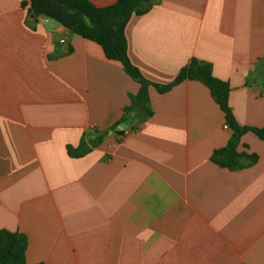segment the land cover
Wrapping results in <instances>:
<instances>
[{
    "label": "crops",
    "instance_id": "1",
    "mask_svg": "<svg viewBox=\"0 0 264 264\" xmlns=\"http://www.w3.org/2000/svg\"><path fill=\"white\" fill-rule=\"evenodd\" d=\"M27 2L0 0V230L25 235V264H264V141L240 137L243 168L214 164L232 131L196 81L124 114L139 84ZM125 37L150 83L207 62L237 124L264 127V0H153Z\"/></svg>",
    "mask_w": 264,
    "mask_h": 264
},
{
    "label": "trees",
    "instance_id": "2",
    "mask_svg": "<svg viewBox=\"0 0 264 264\" xmlns=\"http://www.w3.org/2000/svg\"><path fill=\"white\" fill-rule=\"evenodd\" d=\"M153 0H116L113 4L97 7L88 0H28V16L52 19L64 27L69 34L98 44L108 60L119 62L126 74L139 84L138 92L130 97V104L123 109L124 114L146 118L151 114L148 106L147 90L150 85L158 93L169 90L184 80L203 84L213 101L218 105L232 133L226 145L212 152L210 160L223 168L235 170L246 164L241 162L245 155L237 152L240 137L251 132L264 141V127L240 126L235 121L228 106L229 85L212 75L209 63L191 59L176 77L167 84L150 83L127 57L125 27L132 16L146 13ZM23 5H27L25 2ZM69 49L68 51H70ZM124 122L125 119L120 120ZM120 122V123H121ZM117 133L123 131H116ZM101 141V135L82 138L76 148L67 146L70 157L78 158L90 151ZM247 165L255 162L256 156L247 157ZM25 235L18 232L0 230V264H25Z\"/></svg>",
    "mask_w": 264,
    "mask_h": 264
},
{
    "label": "water",
    "instance_id": "3",
    "mask_svg": "<svg viewBox=\"0 0 264 264\" xmlns=\"http://www.w3.org/2000/svg\"><path fill=\"white\" fill-rule=\"evenodd\" d=\"M127 126L124 124V123H122V124H120V126L118 127V129L119 130H122V129H125Z\"/></svg>",
    "mask_w": 264,
    "mask_h": 264
},
{
    "label": "built area",
    "instance_id": "4",
    "mask_svg": "<svg viewBox=\"0 0 264 264\" xmlns=\"http://www.w3.org/2000/svg\"><path fill=\"white\" fill-rule=\"evenodd\" d=\"M65 41V39H63L61 42H64ZM224 128H227V126L226 125H224Z\"/></svg>",
    "mask_w": 264,
    "mask_h": 264
}]
</instances>
